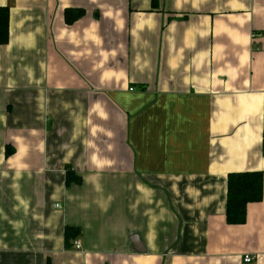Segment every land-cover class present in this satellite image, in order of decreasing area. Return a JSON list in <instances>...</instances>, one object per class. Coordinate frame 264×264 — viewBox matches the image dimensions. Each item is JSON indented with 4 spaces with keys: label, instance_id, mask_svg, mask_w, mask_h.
Here are the masks:
<instances>
[{
    "label": "crops",
    "instance_id": "obj_1",
    "mask_svg": "<svg viewBox=\"0 0 264 264\" xmlns=\"http://www.w3.org/2000/svg\"><path fill=\"white\" fill-rule=\"evenodd\" d=\"M0 7V264H264V0Z\"/></svg>",
    "mask_w": 264,
    "mask_h": 264
},
{
    "label": "trees",
    "instance_id": "obj_2",
    "mask_svg": "<svg viewBox=\"0 0 264 264\" xmlns=\"http://www.w3.org/2000/svg\"><path fill=\"white\" fill-rule=\"evenodd\" d=\"M154 3V0H153ZM154 5V4H153ZM84 15L82 10H65L64 17L67 25L73 24ZM9 9L0 7V46L8 42ZM261 154L264 157V131L262 135ZM71 180L78 182L77 178H70V171L66 173L65 183ZM227 194L225 220L229 225H242L246 220V208L248 204L259 203L263 198V173L242 172L227 175ZM78 230L73 227H65L64 242L68 247L69 241L74 240Z\"/></svg>",
    "mask_w": 264,
    "mask_h": 264
},
{
    "label": "built area",
    "instance_id": "obj_3",
    "mask_svg": "<svg viewBox=\"0 0 264 264\" xmlns=\"http://www.w3.org/2000/svg\"><path fill=\"white\" fill-rule=\"evenodd\" d=\"M130 91H132L133 89H129ZM56 207H58V205H56ZM72 247L74 248L75 251H81V245L79 243V241H73L72 243ZM254 260V257L251 254H246L243 256V262L244 263H251Z\"/></svg>",
    "mask_w": 264,
    "mask_h": 264
}]
</instances>
